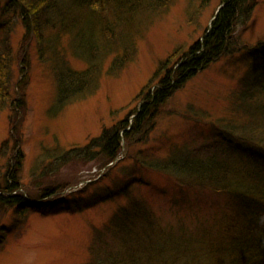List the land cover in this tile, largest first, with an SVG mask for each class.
<instances>
[{"label": "rangeland", "instance_id": "rangeland-1", "mask_svg": "<svg viewBox=\"0 0 264 264\" xmlns=\"http://www.w3.org/2000/svg\"><path fill=\"white\" fill-rule=\"evenodd\" d=\"M224 4L170 0L165 8L143 12L139 24L133 15L124 44L117 38L100 56L98 84L60 110H53L56 65L66 62L83 71L93 61L78 56L70 46L77 42L70 43L67 36L61 42L62 56L53 57L15 18L11 36L18 86L0 113V264H90L91 248L112 239L115 214L134 200L148 203L163 222L176 224L183 218L192 226L210 224L213 233L223 235L219 226L230 216L229 200L206 184L160 172L150 162L165 163L184 151L218 146L225 141L222 129L233 131L237 125L245 134L233 131L240 155L229 150L231 159L242 161L243 144L253 150L264 147V141L247 135L255 131L253 122L237 110L234 97L256 65L258 46L264 47V0H257L250 19L233 25L223 54L183 80L178 76L166 102L151 108L147 139L143 133L124 139L112 164H104L109 160L106 152L88 158L80 149L104 129L133 122L168 71L184 63L194 45L204 44ZM48 26L44 38L55 31ZM126 52H133L129 61L112 69ZM234 177L243 178L237 173ZM8 184L12 192L4 191ZM167 249L171 261L175 251Z\"/></svg>", "mask_w": 264, "mask_h": 264}, {"label": "trees", "instance_id": "trees-1", "mask_svg": "<svg viewBox=\"0 0 264 264\" xmlns=\"http://www.w3.org/2000/svg\"><path fill=\"white\" fill-rule=\"evenodd\" d=\"M169 1L0 0V113L18 86L14 79L16 55L11 36L16 17L24 24L27 36L41 39L44 52H50L53 57L62 56L59 55L61 42L67 36L70 43L71 40L77 42L70 46L78 56L93 61L83 71H75L66 62L56 65L59 68L56 74L58 91L53 110H60L66 102L84 94L93 84H98L102 72V66L98 64L100 56L108 53V47L117 38V43L124 44L125 31L133 25V15H138L139 20L135 24H139L143 12L165 8ZM255 4L257 0H225L211 32L205 36L202 54L200 51L204 46L201 43L194 45L186 55L187 60L168 71L156 94L148 95V103L143 104L132 123L125 120L120 126L104 129L80 152H85L88 158L96 156L97 151L106 152L109 160L104 164H111L120 157L124 139L130 141L136 133L145 134L147 139L148 120L154 114L151 108H159L166 102L178 76L183 80L184 76L193 75L197 69L224 53L233 25L238 19H250ZM50 24L55 31H50L51 37L44 38V28L49 29ZM132 53L126 52L122 59H116L112 69H121ZM254 58L256 65L250 67L245 83L234 97L237 110L244 112L253 122L255 131L251 128L248 131L253 132H247L251 134L247 135L264 141V47L258 46ZM237 127L232 129L245 132L241 126ZM222 130L225 141L218 146L184 151L177 159L168 158L165 163L153 161L150 166L179 178L185 176L190 179V184H206L207 189L222 193L229 200L231 209L229 218L224 217L225 222L219 226L223 235L213 233L210 224L192 226L183 218L176 224L163 222L148 203L134 200L130 207L120 208L115 214L110 224L112 239L104 244L97 241L91 248L90 264H264V147L253 150L243 144L246 156H240L241 162L233 160L228 151L239 153L236 150L240 149L239 145L233 143V138L237 136L233 134L234 130ZM226 145L228 148L224 147ZM234 173L243 178H235ZM13 189L8 184L4 191L12 192ZM167 247L175 251L171 261L165 256ZM141 251L147 254L143 253V256Z\"/></svg>", "mask_w": 264, "mask_h": 264}]
</instances>
